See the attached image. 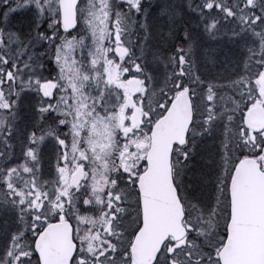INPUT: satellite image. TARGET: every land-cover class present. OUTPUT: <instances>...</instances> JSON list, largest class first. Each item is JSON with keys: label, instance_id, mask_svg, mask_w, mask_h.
Wrapping results in <instances>:
<instances>
[{"label": "snow or ice", "instance_id": "6c2138e0", "mask_svg": "<svg viewBox=\"0 0 264 264\" xmlns=\"http://www.w3.org/2000/svg\"><path fill=\"white\" fill-rule=\"evenodd\" d=\"M0 264H264V0H0Z\"/></svg>", "mask_w": 264, "mask_h": 264}, {"label": "rangeland", "instance_id": "374dc122", "mask_svg": "<svg viewBox=\"0 0 264 264\" xmlns=\"http://www.w3.org/2000/svg\"><path fill=\"white\" fill-rule=\"evenodd\" d=\"M159 2H160V0H146V3L147 4H152V5H155V4L159 3ZM176 2L178 3L179 0H176ZM153 22H154V25H155V30L158 31L159 28H160V26L166 24L167 21H166V19L156 18L155 17V14H154V16H153Z\"/></svg>", "mask_w": 264, "mask_h": 264}]
</instances>
